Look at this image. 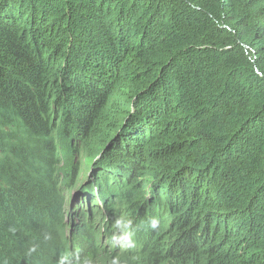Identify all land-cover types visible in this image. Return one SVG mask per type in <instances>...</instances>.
<instances>
[{"label":"trees","instance_id":"obj_1","mask_svg":"<svg viewBox=\"0 0 264 264\" xmlns=\"http://www.w3.org/2000/svg\"><path fill=\"white\" fill-rule=\"evenodd\" d=\"M82 153L69 222L118 205L137 248L116 258L264 264V0H0V264L61 254ZM113 234L90 223L67 255Z\"/></svg>","mask_w":264,"mask_h":264},{"label":"rangeland","instance_id":"obj_2","mask_svg":"<svg viewBox=\"0 0 264 264\" xmlns=\"http://www.w3.org/2000/svg\"><path fill=\"white\" fill-rule=\"evenodd\" d=\"M51 141L54 140V136L51 135V137L49 138ZM61 140V139H60ZM56 147L58 148L59 151V144H56ZM89 160H86L85 154L82 153L80 155V158L78 161L73 163V175L75 177H78L77 180V184H74L73 187H71V184L73 181H63V184H68L67 187H69L71 189L66 191V186L63 187V201L65 200V202L67 203L68 201L72 200V203L69 206V217H70V213L73 212L74 208H76V210L74 211L75 213L80 214V211L77 207H73L72 204H76L79 201L80 198V193L81 190L84 186H80L78 185L80 182H82V180H84L85 184L89 181L88 180V176L86 175L87 173V168L89 166ZM57 170V174L58 176L54 178L55 184L54 186H58L59 182L62 179V174L61 172H59L58 170L60 169L59 167L56 168ZM59 190V187H58ZM53 191L55 192L56 189H53ZM73 198V199H70ZM64 202V203H65ZM114 202V199L111 201V203ZM65 203V204H66ZM96 205V206H95ZM67 207V206H66ZM89 208L90 209V223L94 224V225H98L100 228H107V230H113L116 231L118 234L117 236L119 238L122 237V235L125 236V238L128 236V234L130 233L131 230V221L130 219L126 220L124 219V217L121 218H116V211L118 208V205L112 206L110 203L107 202H96L93 205L87 206V203H85L84 207H83V212ZM67 211V208H65ZM68 217V219H69ZM69 221V220H68ZM90 223H89V227H90ZM86 223L82 224L81 229L83 227H87L85 226ZM136 225V224H135ZM132 231V230H131ZM133 232V231H132ZM64 235H65V231L62 228V226L60 225H56L53 227L52 232H50V237L51 239L53 238L54 241H56L55 243L58 244V247L60 248V250H64L65 246H64ZM125 238L123 240H125ZM132 238V235H131ZM133 238H134V232H133ZM136 241V240H135ZM123 250L122 253H120V255H127L130 253L129 250ZM129 256V255H128ZM137 260H139L138 258H132L129 260H124V259H120V258H116V257H111V256H106V255H102L97 257L95 260L92 261H87L85 264H135L137 262Z\"/></svg>","mask_w":264,"mask_h":264},{"label":"clouds","instance_id":"obj_3","mask_svg":"<svg viewBox=\"0 0 264 264\" xmlns=\"http://www.w3.org/2000/svg\"><path fill=\"white\" fill-rule=\"evenodd\" d=\"M99 158V157H98ZM97 158V159H98ZM96 159V160H97ZM62 204V203H61ZM64 206H67L65 208H67V211H65L64 213H59V216L61 218V223L59 224L60 226H62V228L64 229L65 231V236H68L70 239L72 236H76L77 238H83V237H86L89 233V226L88 227H83L82 229H80L76 223H71L68 221V210H69V207L68 205H65L63 204V207ZM66 210V209H65ZM71 220H74V218H71ZM63 221H67L65 223H62ZM153 227H156L157 224L155 221H153ZM131 235H132V238H131ZM111 246L108 247L107 251L106 252H102L104 254H107L106 256H114V257H118L120 256V253L119 251L121 249H124V250H129L130 253L134 252L137 248V242L135 241V239L133 238V232L130 230V233L128 234V236L125 238V240H123L122 242H117L114 234H113V237L111 239ZM68 246L62 251L61 250V254L59 256H57L56 254H53V256L50 257V264H58V261L56 258L58 257H61V256H64L65 257V260H66V263L68 264H85L87 261H84L83 260H86L88 258L86 257H83V259H76V256H71V255H67V251L69 250L71 252V250L74 251V249H72L70 247L69 244H67ZM52 248V247H50ZM102 257V255H99ZM97 256V257H99ZM61 264H63V260L61 262Z\"/></svg>","mask_w":264,"mask_h":264},{"label":"bare ground","instance_id":"obj_4","mask_svg":"<svg viewBox=\"0 0 264 264\" xmlns=\"http://www.w3.org/2000/svg\"><path fill=\"white\" fill-rule=\"evenodd\" d=\"M80 186H85V182L84 180H82V182L79 183ZM84 240V239H83ZM86 243V242H85ZM84 249V248H83ZM85 250V249H84Z\"/></svg>","mask_w":264,"mask_h":264}]
</instances>
